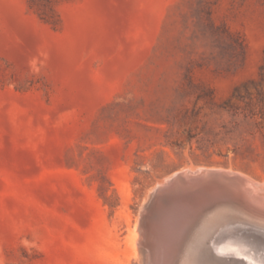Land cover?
<instances>
[{"label":"rangeland","instance_id":"1","mask_svg":"<svg viewBox=\"0 0 264 264\" xmlns=\"http://www.w3.org/2000/svg\"><path fill=\"white\" fill-rule=\"evenodd\" d=\"M190 167L264 185V0H0V264H144Z\"/></svg>","mask_w":264,"mask_h":264},{"label":"bare ground","instance_id":"2","mask_svg":"<svg viewBox=\"0 0 264 264\" xmlns=\"http://www.w3.org/2000/svg\"><path fill=\"white\" fill-rule=\"evenodd\" d=\"M213 170L222 169H181L172 179L164 178L155 186L154 201L148 215L141 216V228L138 226L141 244L148 246V250L139 248L144 264H264V193H261L264 185L260 182L223 170L232 173L224 175L223 181L235 194L234 199L210 201L188 221L181 220L182 212L174 206L175 202L187 200L181 186L205 188L208 183L204 179ZM187 197L201 198L197 193ZM230 211L243 219L225 228H214L212 220ZM183 223L187 224V230H181ZM174 224L183 228L173 231L170 228ZM168 238L180 240L171 244Z\"/></svg>","mask_w":264,"mask_h":264},{"label":"water","instance_id":"3","mask_svg":"<svg viewBox=\"0 0 264 264\" xmlns=\"http://www.w3.org/2000/svg\"><path fill=\"white\" fill-rule=\"evenodd\" d=\"M226 174L230 176L232 173L223 170H213V173H208L207 178L204 179L206 180V183H208L205 188L188 185L181 186L182 191L186 193L184 197H186L187 200L181 202V204L175 202L174 206L180 210V213L182 212V221H188L196 214V212H198L202 205L207 204L210 201L222 198L225 200L234 199L235 194H233L229 186L223 181V176ZM193 193H197L201 198L195 200L193 197H187L188 195H193Z\"/></svg>","mask_w":264,"mask_h":264}]
</instances>
